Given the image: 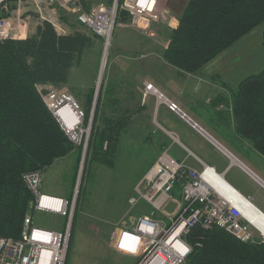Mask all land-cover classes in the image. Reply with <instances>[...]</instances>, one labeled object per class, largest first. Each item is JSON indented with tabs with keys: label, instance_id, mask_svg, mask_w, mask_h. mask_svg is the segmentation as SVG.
<instances>
[{
	"label": "rangeland",
	"instance_id": "374dc122",
	"mask_svg": "<svg viewBox=\"0 0 264 264\" xmlns=\"http://www.w3.org/2000/svg\"><path fill=\"white\" fill-rule=\"evenodd\" d=\"M81 1L87 6L92 3L112 2V0ZM187 1L170 0L174 10H168L171 18L163 21L146 19L143 24H137L135 22L137 20H133L132 15L125 11L129 19L121 20L117 16L106 47L102 38L99 37L97 47L86 53L80 64L72 67L70 77L65 84L46 86L57 93L70 95L82 111L86 92L90 88L94 89L86 123L83 121V128H86L89 123L88 137L100 86L111 84L112 96L119 99L120 104L128 109L130 115L129 124L120 137L114 167L109 168L96 162L87 166L86 151L82 153L85 146V133H83L79 148L75 147L67 155L57 158L51 166L41 172L42 192L67 199L70 197L71 201L74 200L67 257L64 264L139 263V258L136 256L109 246L112 242L111 233L118 228L133 227L138 216L148 214L150 206L145 201L139 199L135 203H130L129 200L131 197H136L139 181L163 150H166L174 159L188 157L186 151L180 148L177 140L171 136L176 137V135L162 126L160 115L155 107L156 94L145 90L149 83L166 95L167 91L179 89V84L175 85V82H189L193 88H201V94L206 96L207 103L211 101V98H208L209 94L215 93L214 86L220 84L224 100L215 108L222 114L219 117L220 120H215V117L211 120L213 110L201 109V101L196 104V108L201 110L203 118L213 123L212 128L217 126L215 127L217 130L214 131L218 137L210 133L264 181V156L247 140L238 136L231 111L232 94L238 82L264 67V47L261 43L263 26L255 27L206 63L199 71L186 72L167 63L162 57V51L168 43L170 30L175 28L168 27L171 26L169 23L175 18L178 24V18ZM167 3L169 5V1ZM119 12L120 10L118 14ZM57 14L55 29L60 34L75 30L89 32L76 23L72 13L58 8ZM26 15H29V22H31L27 23V27H32L36 13L28 3L23 4L21 11H17V14L10 15L14 35L19 33L18 19ZM62 16L63 19L60 18ZM207 87L210 88L206 89ZM106 111L110 113L105 108ZM168 117L171 119L170 116ZM196 132L200 134L197 130ZM198 134L189 131L187 145L199 157L214 162L217 171L220 172L229 160ZM191 162L192 159L187 158V163ZM224 176L264 212V189L255 179L236 164L229 167ZM177 191L173 192L161 210L157 211L155 218L165 222L166 217L176 213L181 204L180 190L177 189ZM65 223L66 218L55 213L35 211L33 214L34 226L63 230ZM258 242H264V238H256L253 243ZM181 264H185V260Z\"/></svg>",
	"mask_w": 264,
	"mask_h": 264
},
{
	"label": "trees",
	"instance_id": "16d2710c",
	"mask_svg": "<svg viewBox=\"0 0 264 264\" xmlns=\"http://www.w3.org/2000/svg\"><path fill=\"white\" fill-rule=\"evenodd\" d=\"M118 16L129 19L122 10ZM258 25L263 26L264 47V0H188L177 26L170 30L162 57L194 73ZM99 40L83 30L57 33L47 20L24 38L0 40V235L17 239L30 210L31 195L22 174L43 172L57 158L80 147L62 130L42 94L46 86L65 84L72 67ZM93 90L85 94L84 121ZM112 94L111 84L98 90L86 147L87 166L93 162L115 166L130 115ZM231 111L238 136L264 156V67L238 82ZM174 188L180 190L178 184ZM185 239L191 245L185 264H264V242H242L220 227L197 225Z\"/></svg>",
	"mask_w": 264,
	"mask_h": 264
},
{
	"label": "built area",
	"instance_id": "2783aa9c",
	"mask_svg": "<svg viewBox=\"0 0 264 264\" xmlns=\"http://www.w3.org/2000/svg\"><path fill=\"white\" fill-rule=\"evenodd\" d=\"M26 3L54 28L58 8L72 13L78 25L102 38L105 45L109 43L119 10L132 15L137 24H143L146 19L163 21L171 18L165 8H157L156 0H112L109 4L92 3L87 8L81 0H0V40L16 36L13 34L14 27L10 23V15L17 14ZM145 90H155L153 93L156 94L157 103H165L170 111L186 120L193 129L220 150L229 159L230 164L241 167L264 189V181L195 122L189 121L175 102L166 98L150 83L146 85ZM42 99L75 145L82 144V134L85 133V148L89 123L83 128L84 112L75 100L70 95L57 93L52 88L42 94ZM65 102H69L76 118L72 125L67 122L69 118L60 113V108ZM171 136L177 140L175 136ZM233 158L236 161H233ZM41 175L39 170L22 174V181L31 195L30 210L23 219L17 239L0 235V264L65 263L74 200L42 192ZM175 184L180 188V207L175 214L166 217L165 222L158 220L155 215L171 198ZM139 199L150 206L148 214L138 216L133 227L118 228L110 236L112 246L118 251L135 255L139 258L138 264H181L191 251V245L185 236L197 225L203 228L220 227L242 242H254L256 238H264V221L255 224L248 217L247 211L250 208L246 202L253 204L250 197L243 195L227 182L224 175L214 166L201 162L200 169L193 168L184 160L174 159L166 150H163L144 174L136 188V197H131L129 201L135 203ZM253 206L260 210L254 204ZM35 211L64 216V229L34 226L32 222Z\"/></svg>",
	"mask_w": 264,
	"mask_h": 264
},
{
	"label": "crops",
	"instance_id": "0c3cea01",
	"mask_svg": "<svg viewBox=\"0 0 264 264\" xmlns=\"http://www.w3.org/2000/svg\"><path fill=\"white\" fill-rule=\"evenodd\" d=\"M169 1V5H167ZM156 0V6L157 8H165L167 11L173 9L172 4H170V0ZM160 5V6H159ZM185 6V5H184ZM183 6V8H184ZM172 7V8H171ZM175 8V7H174ZM174 10V9H173ZM183 10V9H182ZM181 10V11H182ZM21 11V10H20ZM181 14V12L179 13V15ZM172 15V14H171ZM178 15V16H179ZM175 16V15H174ZM173 16V17H174ZM29 15H26L25 17L18 19L17 21V27L18 28V34L14 37V38H24L28 35H31L35 32L37 25H39L44 19H42L37 13L35 15V17L33 18V26L32 27H27V23H31L29 22ZM176 17V16H175ZM177 18V17H176ZM171 26H168L170 28H174L176 27L177 24V20L175 18H173V20L170 21ZM165 26H167L166 24H164ZM56 30V29H55ZM57 31V30H56ZM59 33V32H57ZM71 33V32H69ZM62 34H67V33H62ZM181 73V72H180ZM71 74V71H70ZM69 74V77H70ZM69 79V78H68ZM179 84V85H178ZM182 84V85H181ZM175 85H178L179 89L178 90H172V91H167L166 95L163 93V95L168 98L171 101H176L175 103H177V106L179 107V109L193 122H195L204 132H206V134H208L212 139L216 140V142H218L222 147H224L225 149H227L232 155H234L242 164L243 161L236 155L234 154L231 150H229L221 141H218L217 138L212 135L215 134L217 137V133L214 130H217L215 127H211L213 125V123L211 124L210 121L208 122L205 118H203L201 110L199 111L196 108V104H199V101H201V109L204 108V110L207 109H212L213 111L212 113V119L214 120H220L219 117H221L220 115V111L216 110L215 108H217V105L220 104V102L222 103L223 99V94H222V88L219 85L214 86V94H209L210 96H208V98H211V101L207 103L206 101V96L204 94H201V88L199 87H192V84H190L189 82H175ZM215 85V84H213ZM222 85V84H221ZM156 88V87H155ZM210 87H207L206 89H209ZM157 89V88H156ZM158 91H160L159 89H157ZM161 92V91H160ZM200 92V93H199ZM162 93V92H161ZM221 95V96H220ZM112 98H114V96H112ZM118 99V98H116ZM191 100V101H190ZM173 101V102H174ZM194 101V103L192 102ZM196 102V103H195ZM195 104V105H194ZM156 106V111L158 112V114L160 115L161 118V124L162 126H164V128H166L167 131L172 132L176 135L177 138V142L178 145L180 146V148L182 147V149H184L187 153L188 157H182L179 160H184L185 163L193 168H197L200 169L201 168V162L214 166L216 169V164L212 161H208L206 159H203L201 157H199L195 152H193L191 150V148L187 145L189 144V138L187 137V133L189 131H193L194 133L198 134L196 132L195 129H193L189 123L180 118L179 115L173 111H170L166 104L163 102L157 103L155 104ZM171 117V119H169V117ZM197 116V117H195ZM217 118V119H216ZM216 125V124H215ZM212 132V134L210 133ZM200 137H202L203 139H205L206 141H208L210 144H212L209 140H207L205 137H203L201 134H198ZM181 136V137H180ZM183 138V139H181ZM221 139H224L222 137H219ZM194 144V143H193ZM195 146H197L196 144H194ZM213 145V144H212ZM214 146V145H213ZM215 147V146H214ZM216 148V147H215ZM217 149V148H216ZM218 150V149H217ZM220 154H222L224 157H226L222 152H220V150H218ZM189 154V155H188ZM191 155V156H190ZM194 156V157H193ZM191 158L192 162L191 163H187V158ZM211 158V157H210ZM227 158V157H226ZM228 159V158H227ZM178 160V159H177ZM229 160V159H228ZM233 161H236L233 158ZM234 164H230V162L228 161V163L225 165V167H223L220 171V173H222L223 175L226 174V172L228 171V168L231 167ZM248 169H250L249 166L245 165ZM217 170V169H216ZM251 170V169H250ZM252 171V170H251ZM219 172V171H218ZM254 172V171H252ZM255 173V172H254ZM225 178V176H224ZM226 180V179H225ZM227 181V180H226ZM228 182V181H227ZM230 183V182H229ZM231 184V183H230ZM232 185V184H231ZM233 186V185H232ZM234 187V186H233ZM236 188V187H235ZM178 188H174L173 192H176ZM237 189V188H236ZM238 190V189H237ZM239 191V190H238ZM178 192V191H177ZM240 192V191H239ZM242 193V192H241ZM243 194V193H242ZM244 195V194H243ZM181 196V195H180ZM246 196V195H245ZM249 197V196H248ZM256 206V205H255ZM261 210V209H260ZM262 211V210H261ZM263 212V211H262ZM264 213V212H263ZM112 249H115L112 244L109 245ZM116 250V249H115ZM122 252V251H121ZM125 253V252H123ZM129 254V253H127ZM132 255V254H130ZM135 256V255H132Z\"/></svg>",
	"mask_w": 264,
	"mask_h": 264
},
{
	"label": "bare ground",
	"instance_id": "6f19581e",
	"mask_svg": "<svg viewBox=\"0 0 264 264\" xmlns=\"http://www.w3.org/2000/svg\"><path fill=\"white\" fill-rule=\"evenodd\" d=\"M107 45H108V43H106L105 47ZM60 113L62 115H64L67 119L69 118L67 122L70 125H72L73 122H75L76 118L74 116L73 110H72L69 102H65V104L62 106V108H60ZM239 198L241 200H243V198L241 196H239ZM246 204L249 205V208H250L247 211V214H248V217L250 218V220H252L255 224H258L259 222H262V220L264 221V213L261 210L256 209L253 206V204H250V203H247V202H246Z\"/></svg>",
	"mask_w": 264,
	"mask_h": 264
},
{
	"label": "water",
	"instance_id": "95a60500",
	"mask_svg": "<svg viewBox=\"0 0 264 264\" xmlns=\"http://www.w3.org/2000/svg\"><path fill=\"white\" fill-rule=\"evenodd\" d=\"M103 56H104V50H103V54H102V58H103ZM188 119V118H187ZM189 121H191V120H189ZM85 148H84V151L82 152L83 154L85 153ZM83 157V156H82ZM82 160V159H81Z\"/></svg>",
	"mask_w": 264,
	"mask_h": 264
}]
</instances>
